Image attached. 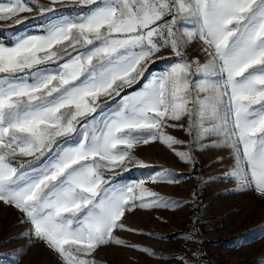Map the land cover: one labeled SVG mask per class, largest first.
Returning a JSON list of instances; mask_svg holds the SVG:
<instances>
[{"label":"rangeland","instance_id":"rangeland-1","mask_svg":"<svg viewBox=\"0 0 264 264\" xmlns=\"http://www.w3.org/2000/svg\"><path fill=\"white\" fill-rule=\"evenodd\" d=\"M245 66L251 90L236 81ZM84 75L143 90L125 105L155 130L174 110L187 130L207 128L214 106L227 154L195 150L191 134L168 170L156 161L120 180L137 173L107 169L122 144H80L126 114L101 115L94 100L112 97L101 92L83 113L80 92L57 89ZM254 80L264 81V0H0V264H264V137L253 132L245 151L239 136L259 120L233 98L264 96ZM161 134L142 145L167 146Z\"/></svg>","mask_w":264,"mask_h":264},{"label":"crops","instance_id":"crops-1","mask_svg":"<svg viewBox=\"0 0 264 264\" xmlns=\"http://www.w3.org/2000/svg\"><path fill=\"white\" fill-rule=\"evenodd\" d=\"M77 65V64H73ZM251 65V64H250ZM61 68L64 69V66ZM246 66L242 69L240 73H243L240 75V77L236 81H240L241 78H243V81L245 82L246 79L248 80V89L252 86L250 76L246 75L245 72ZM76 70V69H75ZM70 76V75H68ZM117 79V80H116ZM119 78L117 76H91V75H84L77 77H63L59 78V86L57 89L61 91H65V93H78L80 92L81 95L79 96L82 99V102H80L81 107H84L82 112L88 113L91 111V96L92 94H96L97 92L104 93V96L112 95L111 99L107 98L106 100H103L101 102H98V99L94 100V104H100V111L99 113L101 115H109L113 113L112 115H115L117 113L119 114H126L124 117H122V120H117L116 122H106L100 127V134H95L94 136L89 135V141L86 143V140H83L82 144H80L83 147H91L95 144L97 140L101 141L102 146L106 147L108 152L112 153V148L115 145L116 142H119L124 146V149L122 152H116L117 155H122L121 160H119L116 164L114 162L109 161L107 163V169L108 170H117V171H136L137 173L128 174L126 176H121L120 180H123L127 182V180L131 178H135L136 180H139L143 177L141 175H149L151 171L154 170L153 163L156 161H163L165 164L168 165L167 170L171 167V164L174 162L176 163V157L180 154H183L185 151L189 153L187 148V141L191 138V134L193 136L196 134L197 138L201 141L200 144L196 145L194 147L195 150H203L204 148L208 149L209 153L215 154V155H226L227 149L224 148L220 144V142L224 141L226 136L224 135L222 129L217 125V120L219 119V115L217 113L216 121H212L214 119L209 120L208 116L214 114V106H211L210 109L207 110L209 114L207 116H204L205 118V124H207V128L202 127L194 128L193 130H187V127L185 126V122H181V119H186V114H183V117L179 112L177 113L174 110V113L171 114L168 118L169 122H163L162 124L159 123L160 126H163L162 129L155 130V123L150 121L147 117H140V113L138 112V107L134 106V101L132 106L125 105V99L130 98L132 95L133 98L139 99V96L142 92H139V90H133L131 89L133 86L131 84L126 85V82L118 83ZM125 85V86H124ZM253 85L256 87H262L264 85L263 80H254ZM131 86V87H130ZM140 87V86H139ZM147 86H144V89H146ZM129 88L133 91L129 93H124L123 89ZM251 90V89H249ZM215 94H207L206 100L209 101V99H218L219 98V90L213 88L212 90ZM62 96H64L62 94ZM70 96V95H68ZM264 96L262 94L256 95V96H250L249 94L244 95H235L233 98L235 101H238L240 105L243 106L242 111L240 114L246 115L249 118L255 117L259 121V123L254 127L255 129L250 126L247 130L242 131L240 134L241 139L248 140L249 145L245 148L246 152H250L253 149V139H255L253 136V132L258 133V139H263L264 137V123L263 119L260 117L262 113L257 109L255 111H252L251 105L252 103H258L260 102L259 98H263ZM218 107V103L216 105V109ZM260 107H264V105H261ZM219 108V107H218ZM114 109V112L112 111ZM127 112V113H126ZM93 112L91 111L90 114ZM172 117L177 118L179 117L180 124L172 123ZM124 118V119H123ZM107 119V118H106ZM147 122L148 125H147ZM211 122V124H209ZM209 124V125H208ZM245 125V123H242ZM110 126V130L109 127ZM151 127L154 129V133L162 132L161 136L164 140L168 141V145L164 147H160L159 145L153 146V149L149 146L142 145L143 140L153 139L156 138L153 135L151 131ZM246 128V125L245 127ZM118 134H116V132ZM244 130V129H243ZM90 133V131H89ZM256 146V154L260 153V146L258 140L255 142ZM146 147V150H142ZM235 147V146H234ZM159 148V149H158ZM236 149V148H235ZM253 151V150H252ZM151 152H154L155 154L152 156ZM157 153V155H156ZM131 154V158H127V155ZM160 155L167 156L163 160L160 158ZM90 157V155L86 156ZM113 160V159H109ZM262 162H264V159H262ZM114 165V166H113ZM179 168H186V167H179ZM143 172H146L145 174ZM119 180V179H118ZM134 180V179H132Z\"/></svg>","mask_w":264,"mask_h":264}]
</instances>
